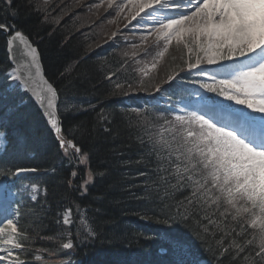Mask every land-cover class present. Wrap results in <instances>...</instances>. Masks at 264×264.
I'll list each match as a JSON object with an SVG mask.
<instances>
[{"label": "snow or ice", "instance_id": "6c2138e0", "mask_svg": "<svg viewBox=\"0 0 264 264\" xmlns=\"http://www.w3.org/2000/svg\"><path fill=\"white\" fill-rule=\"evenodd\" d=\"M13 3L14 0H2L5 17L9 12L13 17L18 14ZM107 4L118 8V15L127 11L129 24L135 21L139 26L147 25L142 44L152 37L156 48L162 46L152 68H156L158 58L172 45L181 52L180 60L185 65L153 87L156 93H161L165 91L164 84L169 87L175 84L186 96L154 116L145 111L137 125L142 147L147 148L150 159H155L156 193L163 192L162 199L181 190L189 193L174 214L158 222L171 225L195 220L197 236L202 241L210 231L209 225L221 228L225 236H251L243 245L233 241L223 252L235 248L238 255L248 253L246 264H264V0H125L122 4L107 0ZM0 30L11 33L7 43L10 53L16 54L12 56L16 66L0 85V129L7 128L22 103L16 101L17 94L29 92L42 109L50 130L57 134L65 157L74 155L79 164L86 163L89 153L60 135L56 88L46 79L43 81L46 87L39 91L32 87L41 73L36 49L6 18L0 22ZM17 41L31 57L25 58L24 64L19 63L23 58L19 45L13 47ZM144 51L147 55L148 48ZM132 55L135 57L137 53ZM204 65H215L217 71L209 74ZM180 72L194 75L187 83L198 87L188 88ZM144 75L148 73L145 71ZM115 87L119 89L122 85L117 83ZM193 96L198 99L192 100ZM6 136V131H0V144L7 142ZM17 138L23 140L19 133ZM29 171L36 169L8 168L0 175L20 177ZM95 175L103 173L89 171L79 186L82 195L87 193ZM31 187L35 189L36 185ZM83 211L78 204L75 209L66 208L62 224L74 226L75 212L83 228V231L78 228L76 236L93 239L96 232L89 227ZM10 215L13 218H0V250L6 253L0 257V264L5 260L8 264H25L19 253L28 250L32 239L28 229L14 222L19 215L18 207ZM230 224L234 227H229ZM73 238L68 233V242L62 247L73 248ZM168 242L172 257L169 264H195L189 259L194 252L187 241L168 237Z\"/></svg>", "mask_w": 264, "mask_h": 264}, {"label": "trees", "instance_id": "16d2710c", "mask_svg": "<svg viewBox=\"0 0 264 264\" xmlns=\"http://www.w3.org/2000/svg\"><path fill=\"white\" fill-rule=\"evenodd\" d=\"M40 3L14 0L18 14L13 17L9 12L5 17L0 0V22L6 18L37 46L45 76L59 95L60 135L89 153V159L79 164L74 155L66 158L57 135L48 129L36 106L26 94H17V102L24 97L27 103L19 105L3 129L13 136L9 168H35L28 179L44 189L34 202L21 203L18 208V227L28 229L32 239L28 250L20 253L24 260L36 264V253L44 257L65 253L62 244L72 233L74 249L61 257L79 259L81 264H169L172 257L168 237L187 241L194 252L189 259L195 264H246L248 253L238 255L235 248L229 252H223V248L233 241L243 245L251 236H225L221 228L209 225L205 242L197 236L195 220L171 225L158 222L174 214L189 193L177 191L168 199H162L163 192L156 193L155 159L149 158L147 148L138 139L142 114L147 111L154 116L155 109L142 95L133 93L136 89L151 92L153 79L136 76L129 64H124L126 57L120 56L117 44L97 43L98 36L91 33L92 22L79 19L78 9L72 7L70 16L62 18L64 7L58 1L41 4L46 10ZM6 35L0 30V76L10 68ZM173 58L165 62L162 72L181 67L180 58ZM4 82L5 78L0 77V85ZM117 83L122 87L117 89ZM18 133L23 140H18ZM89 171L103 175H95L82 195L79 186ZM77 204L85 210L83 215L96 232L93 239L76 236L78 228H83L75 212L77 224H62L63 211L70 206L75 209ZM161 248L165 250L162 254Z\"/></svg>", "mask_w": 264, "mask_h": 264}, {"label": "rangeland", "instance_id": "374dc122", "mask_svg": "<svg viewBox=\"0 0 264 264\" xmlns=\"http://www.w3.org/2000/svg\"><path fill=\"white\" fill-rule=\"evenodd\" d=\"M53 0H40V7L44 10H46L43 5H48L52 3ZM59 2V4H62L61 7L62 11L64 13L61 14L62 18L67 16H70V14L73 12L70 9L76 8L80 12L77 17L84 22H92L91 27V33L96 34L98 38L96 40H99L97 43H107V42H114L116 40V37H120V34L123 30H125V25H127V21L130 19V15L127 13V11L117 14L119 12V9L115 6L110 8L107 4V0H94V4L89 6L87 4L88 0H56ZM125 0H116L117 4L124 3ZM68 20H72V18H66ZM148 24L151 23V21L147 22ZM144 27H138L139 29H145L147 25H143ZM128 27V26H127ZM132 30H135V26L129 27ZM113 33H116L115 36H113ZM208 69L209 74L215 73L217 71V67L215 65H204ZM139 91H135V95L139 94ZM192 100L198 99L197 97H192ZM233 103L234 102H230ZM236 107H242V106H236ZM2 144H0L1 146ZM88 174H86L87 178ZM0 189L2 196L1 199H8V194L11 195L8 191L4 190V184L3 182H0ZM27 192H29L32 196H35L38 192L37 187L33 189L31 186L27 189ZM8 193V194H7ZM75 224L78 223V219L74 218ZM0 257H5L1 256ZM4 262L8 263L7 260Z\"/></svg>", "mask_w": 264, "mask_h": 264}, {"label": "water", "instance_id": "95a60500", "mask_svg": "<svg viewBox=\"0 0 264 264\" xmlns=\"http://www.w3.org/2000/svg\"><path fill=\"white\" fill-rule=\"evenodd\" d=\"M10 39V37L7 39V42H8V40ZM27 40H28V38H27ZM28 42H29V44H30V46L32 47V48H34V49H36V52H37V63H38V65L40 66V69H41V73H40V76L37 78V83L35 84V85H33L32 87H34L37 91H39L40 89H42V88H44V87H46V85L44 84V80L46 79L45 78V76H44V72H43V66H42V63H41V59H40V55H39V52H38V50H37V48L34 46V45H32L31 43H30V41L28 40ZM17 45H19V51H20V54H22V57L23 58H21L20 59V61H19V63L20 64H24L25 63V58L26 59H31V57L30 56H27V48H25L24 47V45H22V44H19V42L17 41L14 45H13V47L15 48ZM7 47H8V43H7ZM7 51H8V53H9V58H10V61L16 66V64L13 62V59H12V56H14V55H16L15 53H10V51H9V47L7 48ZM47 80V79H46ZM48 81V80H47ZM48 83H50L49 81H48ZM31 94V93H30ZM31 96H32V94H31ZM36 103V102H35ZM37 104V103H36ZM38 108H39V110L41 111V113H42V115H43V112H42V109L38 106ZM43 117H44V115H43ZM45 118V121H46V117H44ZM48 125V124H47ZM48 127H49V125H48ZM50 128V127H49ZM54 132V131H53Z\"/></svg>", "mask_w": 264, "mask_h": 264}, {"label": "bare ground", "instance_id": "6f19581e", "mask_svg": "<svg viewBox=\"0 0 264 264\" xmlns=\"http://www.w3.org/2000/svg\"><path fill=\"white\" fill-rule=\"evenodd\" d=\"M35 47L37 48V46L35 45ZM38 50V49H37ZM41 63H42V61H41ZM42 66H43V64H42Z\"/></svg>", "mask_w": 264, "mask_h": 264}]
</instances>
